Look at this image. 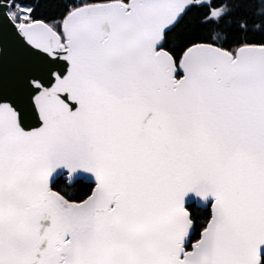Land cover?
<instances>
[{
    "label": "snow or ice",
    "instance_id": "snow-or-ice-1",
    "mask_svg": "<svg viewBox=\"0 0 264 264\" xmlns=\"http://www.w3.org/2000/svg\"><path fill=\"white\" fill-rule=\"evenodd\" d=\"M40 6L0 0V264H264V0Z\"/></svg>",
    "mask_w": 264,
    "mask_h": 264
},
{
    "label": "trees",
    "instance_id": "trees-1",
    "mask_svg": "<svg viewBox=\"0 0 264 264\" xmlns=\"http://www.w3.org/2000/svg\"><path fill=\"white\" fill-rule=\"evenodd\" d=\"M62 0H40L41 6L37 9L38 18H46L58 15L61 11ZM87 182H82L81 188L86 190ZM200 214L204 215V209H200Z\"/></svg>",
    "mask_w": 264,
    "mask_h": 264
}]
</instances>
